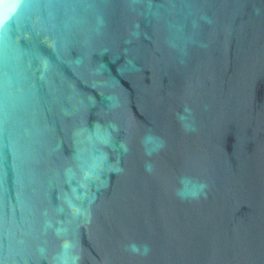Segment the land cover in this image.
<instances>
[{
  "label": "water",
  "instance_id": "95a60500",
  "mask_svg": "<svg viewBox=\"0 0 264 264\" xmlns=\"http://www.w3.org/2000/svg\"><path fill=\"white\" fill-rule=\"evenodd\" d=\"M0 264H264V0H0Z\"/></svg>",
  "mask_w": 264,
  "mask_h": 264
},
{
  "label": "clouds",
  "instance_id": "9594fccd",
  "mask_svg": "<svg viewBox=\"0 0 264 264\" xmlns=\"http://www.w3.org/2000/svg\"><path fill=\"white\" fill-rule=\"evenodd\" d=\"M186 111H187V109H186ZM181 183H182V185H184V187H182L178 191V195L183 199H187V198L196 199V198H199L201 195L205 194V189H206L207 185L204 183L195 184L191 188L188 187V184L191 183L190 181L182 180ZM132 251L138 252L139 249L133 245ZM144 251L146 253L147 248H145Z\"/></svg>",
  "mask_w": 264,
  "mask_h": 264
}]
</instances>
